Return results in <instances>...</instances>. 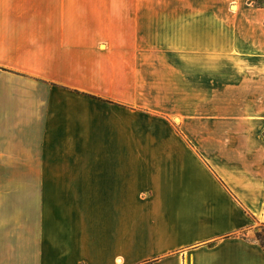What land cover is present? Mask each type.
Returning a JSON list of instances; mask_svg holds the SVG:
<instances>
[{
    "label": "crops",
    "instance_id": "0c3cea01",
    "mask_svg": "<svg viewBox=\"0 0 264 264\" xmlns=\"http://www.w3.org/2000/svg\"><path fill=\"white\" fill-rule=\"evenodd\" d=\"M227 1L0 0V170L38 172L0 264H264V8Z\"/></svg>",
    "mask_w": 264,
    "mask_h": 264
},
{
    "label": "rangeland",
    "instance_id": "374dc122",
    "mask_svg": "<svg viewBox=\"0 0 264 264\" xmlns=\"http://www.w3.org/2000/svg\"><path fill=\"white\" fill-rule=\"evenodd\" d=\"M215 1V0H214ZM217 1V0H216ZM237 1L240 5L246 6L247 4H251L252 7H256V2L254 0H228L227 2H234ZM262 4H264V0L258 1ZM241 6V7H242ZM240 7V8H241ZM237 6L233 5L232 9L224 10V11H206L202 12V14H205L207 18L212 19H228L231 17V14L234 12L241 13L240 10H236ZM130 13V12H128ZM160 15H166L170 14L172 12H158ZM150 12H142V18L143 19H149ZM253 16L248 14H244L240 16V18H251ZM161 19V17H160ZM105 47L102 45L100 46V49H104ZM19 149H16L15 156H13L14 162L9 163L12 166H15L14 169L7 170V169H1L0 170V182L1 180H22V179H29V178H37L38 172L37 171H29V170H22V156L20 153H18ZM6 157L0 156V167L1 166H7V163L5 162ZM12 159V158H11ZM3 161V162H2ZM1 184V183H0ZM17 184V183H16ZM2 190L7 191L8 193H14V194H36L38 192V188L34 186H0V193ZM256 232L255 235H259L260 239L264 241V225L257 224L256 226Z\"/></svg>",
    "mask_w": 264,
    "mask_h": 264
},
{
    "label": "trees",
    "instance_id": "16d2710c",
    "mask_svg": "<svg viewBox=\"0 0 264 264\" xmlns=\"http://www.w3.org/2000/svg\"><path fill=\"white\" fill-rule=\"evenodd\" d=\"M254 1L256 2V7H258V8H264V4L258 2V1H261V0H254ZM255 237H256V240H258L259 243L264 247V241H262L260 239V236L259 235H255Z\"/></svg>",
    "mask_w": 264,
    "mask_h": 264
}]
</instances>
